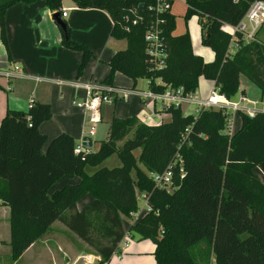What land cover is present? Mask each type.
Here are the masks:
<instances>
[{
    "label": "trees",
    "instance_id": "16d2710c",
    "mask_svg": "<svg viewBox=\"0 0 264 264\" xmlns=\"http://www.w3.org/2000/svg\"><path fill=\"white\" fill-rule=\"evenodd\" d=\"M38 1L0 0V38L9 58L8 9ZM41 1L52 13L61 14L68 31L66 37L58 25L62 45L82 53L78 70L82 75L93 52L71 38L63 0ZM169 1L170 8L159 11L157 0H72L78 8L105 10L113 21L110 37L125 44L111 57L99 83L101 91L110 94L105 87H115L116 73L134 82L145 78L157 93L168 87L196 92L205 78L233 99L245 75L263 99L264 42L247 43L237 34L238 47L229 55L232 37L223 28L237 25L254 0H185V19L198 17L201 44L214 54L209 62L194 52L188 31L174 34L177 18L171 11L174 0ZM152 25L158 26L163 41L161 65L145 39ZM163 111L170 118L159 124L136 115L113 116L98 149L76 154L78 144L67 133L51 139L42 151L48 137L39 127L52 117L49 103L34 101L27 111L8 109L0 123V204L10 208L11 259H19L58 221L102 264L108 263L125 235L123 218L138 210L137 186L150 194L151 210L128 231L155 244V264H264V182L255 173L257 167L264 171V112L254 117L241 113V127L229 134L223 110L186 115L182 108L170 106ZM112 155L118 156L120 165L101 166ZM173 162L178 187L167 193L155 187L149 174L161 173ZM88 167L95 170L89 173ZM64 176L81 180L49 194ZM87 194L93 201L78 210V201Z\"/></svg>",
    "mask_w": 264,
    "mask_h": 264
},
{
    "label": "crops",
    "instance_id": "0c3cea01",
    "mask_svg": "<svg viewBox=\"0 0 264 264\" xmlns=\"http://www.w3.org/2000/svg\"><path fill=\"white\" fill-rule=\"evenodd\" d=\"M64 1H62L63 17L66 18L70 27L71 38L88 46L94 54L82 75H78L82 53L62 45V36L56 28L58 25L52 19L53 13L45 7L41 0L34 4L17 3L8 9L6 28L11 58L0 38V72H2L0 74L2 88L0 90V123L8 109L27 111L30 108L31 99L35 102L49 103L52 117L39 127L40 132L48 137V141L42 148L43 152H46L49 141L61 133L71 135L77 144L82 142L83 137L90 136L92 123L89 114L73 104L74 99L85 97V91L74 86L73 82L91 81L99 84L108 73V63L120 43L110 37L113 21L105 10L78 8L72 0H66V5H64ZM183 1L185 3V0ZM98 26L105 28L104 34L99 37L93 35V29ZM192 32L191 30L190 35L194 52L202 56L206 62L212 61L214 57L212 51L195 49L193 41L197 37ZM15 65L20 67L23 75L30 77L17 76L11 79L5 77L3 75L5 71L2 70L9 68L12 71ZM32 76L42 77L43 80L36 81L31 78ZM58 80H63L65 83L59 84ZM138 81L134 82L122 73L115 74L114 86L117 91L110 94L113 98L112 102L103 103L101 106V121L96 124L95 133L91 136V150L96 151L99 147L98 145L94 148V144L97 125L103 122V113L107 118L118 116V114H121L118 117L136 115L149 124H156L155 118L158 116L163 115L166 120L170 118V115L163 111L164 107L145 95L149 89V80L144 87L139 86ZM157 83L162 84V81L158 79ZM202 83H206L205 86L210 88L209 92H206L207 95L215 88L211 80L201 78L199 85ZM241 83L242 76L240 77V88ZM196 92L199 94L198 91ZM241 94L246 93L242 91ZM199 95L201 97V94ZM118 101L120 102L117 103ZM105 105H109V108H104ZM232 117L234 126L231 133H235L241 127L242 119L240 114L236 116L233 114ZM107 130L108 128L103 136H107ZM87 171L93 172L89 169ZM255 173L264 182L262 167H257ZM80 180L79 176H64L51 187L49 194L65 185L77 184ZM92 201L91 194L85 195L77 203L78 210L84 209ZM9 219V206L0 204V245L10 248ZM124 227L125 231L128 230V225L124 224ZM6 235H9L8 239L4 238ZM130 236L133 234L131 233ZM146 241L152 243L149 239ZM147 250H153V255L155 244L147 245L145 242L134 244L128 241V246L119 255L114 254L110 262L106 264H155L154 255V258L140 256ZM22 262L23 264H102L98 255L90 251L77 235L58 221L54 222L50 229L35 241L19 259L12 260V264ZM3 264L10 263L8 261Z\"/></svg>",
    "mask_w": 264,
    "mask_h": 264
},
{
    "label": "built area",
    "instance_id": "2783aa9c",
    "mask_svg": "<svg viewBox=\"0 0 264 264\" xmlns=\"http://www.w3.org/2000/svg\"><path fill=\"white\" fill-rule=\"evenodd\" d=\"M157 10L164 11L170 8L169 0H157ZM172 8V6H171ZM137 19L133 20L136 24ZM264 24V0H254L248 10L246 11L243 18L237 25L224 24L223 28L231 34V42L228 48V54L231 55L238 47L237 45V34L243 37L245 42L259 41L258 33ZM128 29V28H127ZM145 39L148 43V51L154 56L158 65L163 62V57L165 56L163 50V41L160 35L158 26L152 25L145 33ZM7 78L11 79L17 76L23 75L22 70L18 65H15L12 71H7L4 73ZM32 79L36 81L43 80L42 77L32 76ZM59 84H64L63 80H58ZM73 85L80 87L85 91V97L83 99H74L73 104L83 109L90 116V121L92 123L89 135L93 136L96 130V124L101 121V106L103 103L112 102L113 98L110 96L111 93H115L117 89L112 86H107L105 89L110 92L104 93L101 91L99 84H94L91 81L88 82H73ZM147 97L152 99L154 102L159 103L162 107L168 108L170 106L187 108L184 114L186 115H198L202 110L215 109L223 110L227 116L225 132L231 134L233 129L234 120L232 119L233 114H245L248 117H254L258 112H264V98L261 100H255L247 97L246 94H241L238 100L229 99L226 96L219 93L217 89H213L206 99L200 97L197 92L185 93L183 87L173 88L168 87L163 93H157L152 91L150 88L145 93ZM34 100H30V107L33 105ZM90 147H84L82 142L78 144L74 152L76 154L80 152L88 153ZM175 165L172 163L168 168L161 172H151L149 176L153 180L155 187L164 190L167 193L174 192L178 185L175 183ZM182 170V169H181ZM180 177V175H179ZM150 194L147 192H142L140 199L145 201V207L143 212L146 214L151 210V203L149 201ZM0 199V203H1ZM133 211L129 219L135 224L142 217V209ZM131 232L126 230L124 237L119 242L114 254L119 255L127 246V238L130 236ZM113 254V255H114Z\"/></svg>",
    "mask_w": 264,
    "mask_h": 264
},
{
    "label": "rangeland",
    "instance_id": "374dc122",
    "mask_svg": "<svg viewBox=\"0 0 264 264\" xmlns=\"http://www.w3.org/2000/svg\"><path fill=\"white\" fill-rule=\"evenodd\" d=\"M65 1H64V5H66ZM172 11L176 14V18H177V25H176V29H175L174 33L175 34H177V33L180 34V33H183L185 31H188L190 33L191 30H192L193 31L192 34L197 37L196 40H194L195 42L193 41V43H195V45H194L195 49H199V50H203V51L207 50L208 52H211L210 48H208L206 46H203L201 44V42H200V28L201 27H200V22L198 21V17L197 16H192V17H190L187 20L185 19L186 4L184 3V1L183 0H174L173 1V5H172ZM80 22H82V20H80ZM56 28H57V30H59L58 32H60V34H61V31H60L59 27L57 26ZM111 29H112V27H111ZM93 30H94V34L93 35H95V36L97 35L98 37L102 36L104 34V32H105V28L104 27L101 28L100 26H98V28H94ZM61 36H62V34H61ZM258 38H259V40L264 42V24H263L262 28L260 29V31L258 33ZM124 46H125L124 42H120L119 46L116 47V50L121 49ZM6 52H7V50H6ZM91 59L89 61H91ZM89 61L86 64L84 70L86 69V67H88ZM2 71L3 72L4 71L7 72V71H10V70H9V68H7V69L2 70ZM1 73L2 72H0V74ZM4 73H3V75H4ZM4 76L6 77V75H4ZM138 80H139L138 81L139 82L138 85L144 87L146 82H147V79L140 78ZM205 84L206 83L200 84L198 89H197V91L199 92V94H201V97L203 99H206L209 96V94H210L209 93L207 95L206 92H209L210 88H208V86H205ZM1 89L2 88L0 86V90ZM242 91L245 92L247 97H249L251 99L261 100V91H260V89L253 82H251L245 75H242L241 88H240L239 92L235 95L234 100H238L239 99ZM205 95H207V96H205ZM119 102L120 101H118L117 103H119ZM104 108H109V105H105ZM182 110H183V112H186L187 108L184 107V108H182ZM120 115L121 114H118V116H120ZM235 116H236V114H235ZM112 117L107 118L105 113H103V122L97 125L98 128H97V134L95 136L94 148H97V146L99 145L100 141L105 139L106 136H103L104 135L103 133H106L105 131L108 128ZM155 121H156L155 122L156 124H159L161 121H167V120L162 115L161 117L160 116L156 117ZM231 134H233V133H231ZM139 153H140V149L135 151L136 155H139ZM120 163L121 162H120L118 156L117 155H112L107 160H105L102 163L101 166H107L109 168H113L114 166L120 165ZM88 169L91 170V171L95 170V168L91 169V167H88ZM132 176H133L134 180L136 181L135 171L132 172ZM135 185H137V184H135ZM135 188H136V195H137V199H138V208L142 209V216H143L145 214L143 212V210H144L143 208L145 207V201L140 199V195H141V193L143 191H140L137 186ZM123 222H124V224L126 226L128 225V228L131 225L134 224L133 221L131 219H129V218H124ZM4 238L8 239L9 235L4 236ZM138 239H139V237L137 235H134V234H133V236H129L127 238V240L129 242L132 241V243H134V244H136V243L139 244L140 242H145L147 245H151L153 243L151 240L150 241L152 243H148V241H146L148 239H145V241L144 240L143 241L142 240L138 241ZM152 251L153 250H150V251L147 250V251L143 252V254H141L140 256L154 258L153 255H152ZM126 255H123V257H127ZM8 261H9L10 264H12L10 248L9 247H4L3 245H0V262L3 264L4 262H8ZM21 264H23V262Z\"/></svg>",
    "mask_w": 264,
    "mask_h": 264
},
{
    "label": "water",
    "instance_id": "95a60500",
    "mask_svg": "<svg viewBox=\"0 0 264 264\" xmlns=\"http://www.w3.org/2000/svg\"><path fill=\"white\" fill-rule=\"evenodd\" d=\"M52 19L55 21L57 25L61 27V29L64 31L65 36H68V31L65 25L64 20L61 17V14L59 12H55L52 14ZM82 145L84 147H91L92 146V137L91 136H85L82 139Z\"/></svg>",
    "mask_w": 264,
    "mask_h": 264
}]
</instances>
